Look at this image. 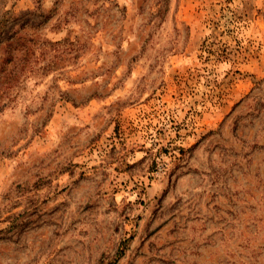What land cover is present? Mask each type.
I'll return each mask as SVG.
<instances>
[{"label": "rangeland", "instance_id": "rangeland-1", "mask_svg": "<svg viewBox=\"0 0 264 264\" xmlns=\"http://www.w3.org/2000/svg\"><path fill=\"white\" fill-rule=\"evenodd\" d=\"M0 264H264V0H0Z\"/></svg>", "mask_w": 264, "mask_h": 264}]
</instances>
